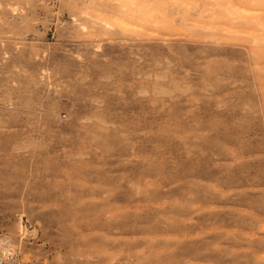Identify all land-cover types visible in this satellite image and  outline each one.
I'll return each mask as SVG.
<instances>
[{
  "label": "rangeland",
  "instance_id": "1",
  "mask_svg": "<svg viewBox=\"0 0 264 264\" xmlns=\"http://www.w3.org/2000/svg\"><path fill=\"white\" fill-rule=\"evenodd\" d=\"M122 1L0 0L13 264H264V55L192 30L201 0L99 28Z\"/></svg>",
  "mask_w": 264,
  "mask_h": 264
},
{
  "label": "bare ground",
  "instance_id": "2",
  "mask_svg": "<svg viewBox=\"0 0 264 264\" xmlns=\"http://www.w3.org/2000/svg\"><path fill=\"white\" fill-rule=\"evenodd\" d=\"M123 1L125 2L126 0H123ZM172 1H174V0H172ZM201 1H202L201 2L202 4L200 6H203V7H201L202 9L197 8L198 9V11H197L198 13H197V15H195L196 17L194 16L195 18L194 17L191 18L190 17L191 13H189L190 11L188 12V8H187L189 5H187V4L194 5V7H195L196 4H198L197 0H180V2L184 3L185 5H187L186 10L184 9L186 11L185 13L187 15V21H188L186 24L189 27H191V29L194 30V31H197L199 33H205V34H201V35L198 34V37H199V35L200 36H202V35L205 36L206 34H209L211 36V35L217 34L219 31H220L219 33H221V32H225L227 34L229 33L228 35H226V36H229V37H230V35H234L235 36L237 33L238 34H241L242 32L243 33H247V36L249 35L247 38H250V40L252 41V46H253V48L255 50V52H253V51L252 52L255 53V54L257 52V53H260V54L264 55V0H222V1L221 0H207V1L206 0L205 1L201 0ZM124 2L122 4L120 3V6L118 4V7H120V9H118V10H120V12H119L120 14H113L114 16H112V17L115 19L114 22L111 23L108 20V18L105 17V16L104 17L97 16V18L95 16H93L94 18H96L93 21L95 23H99L100 24V26H98L99 28H102L101 25L105 29L110 28V27L112 28L113 25H118L119 27H122V28H134L136 25L138 26V24H136L133 21L129 20L127 17H140V18L144 17L148 21H152V23H154V24H158V25H161V26L163 25L167 29V31H170V28L168 29V27H166V26H168L167 23H170L171 21H173L174 17H169L170 19H165V18L160 17V18H162V20H160V19L157 20V18H156V20L155 19L153 20L152 19L153 12L152 13L147 12L148 9L143 10L144 6H142V7L140 6L141 8H139V9H138V7H133V6H137L135 3L140 2L139 0H137V2L136 1L134 2L133 0L129 1L128 4L130 6H128V7H126V5H125L126 2L125 3ZM151 3H149V4H151ZM168 3H166V4H168ZM174 4L176 5L175 2H174ZM168 7L170 8L171 6H168ZM93 8L98 9L97 6L93 7ZM156 9L158 10V8H155V10ZM191 9H193V8L191 7ZM98 10L101 11V9H98ZM103 11H105V10H103ZM163 13H165V12H163ZM175 14H176V12L173 13V15H175ZM182 14H180V15H182ZM186 15L184 16V18L186 17ZM164 16H167V14L164 15ZM169 16H170V14H169ZM219 17H220V19L221 18L225 19V23H224L223 26L219 25V22H220ZM111 19L112 18H110V20ZM178 23H177V25L175 24L176 27H178ZM89 25H91V24H89ZM81 27H82V25H81ZM85 27H83V28L86 29ZM88 28H90V27H88ZM186 30H188V29H185V31ZM132 31H134V30H132ZM188 31L191 32V30H188ZM142 33H143V31H142ZM219 33H218V35H219V37L222 36V37H220L222 39L224 37L223 35L225 33L224 34L221 33L223 35H221ZM190 34H192V33H190ZM193 34L196 35L197 33H193ZM226 36H225L224 40L226 39ZM211 37L213 38L214 36H211ZM195 38H197V37H195ZM235 38H238V35L235 36ZM205 39H207V37ZM221 39H220V41L223 40V39L222 40ZM250 40H249V42H250ZM20 231H21V234H23V237H24V235H26L28 233V229L22 224L20 225ZM6 238L9 241V238L8 237H6ZM3 243L4 242L0 241V245H4ZM8 246L10 247V248L8 247L9 249L12 248L14 250V248L12 246H10V243H8ZM14 262H15L14 259L13 260L9 259L8 263H5V264H13Z\"/></svg>",
  "mask_w": 264,
  "mask_h": 264
},
{
  "label": "built area",
  "instance_id": "3",
  "mask_svg": "<svg viewBox=\"0 0 264 264\" xmlns=\"http://www.w3.org/2000/svg\"><path fill=\"white\" fill-rule=\"evenodd\" d=\"M6 235H2V233H0V241L4 242V245H0V264H5L8 263V260H15V249L12 250L9 249L10 247L8 246L9 241L6 238ZM9 247V248H8Z\"/></svg>",
  "mask_w": 264,
  "mask_h": 264
}]
</instances>
